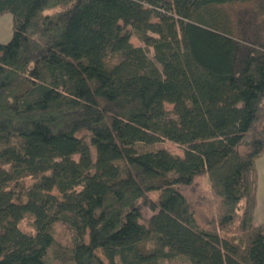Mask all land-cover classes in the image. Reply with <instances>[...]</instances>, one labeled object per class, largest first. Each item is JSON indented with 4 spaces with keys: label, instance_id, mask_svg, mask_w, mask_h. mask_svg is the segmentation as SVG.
Segmentation results:
<instances>
[{
    "label": "trees",
    "instance_id": "1",
    "mask_svg": "<svg viewBox=\"0 0 264 264\" xmlns=\"http://www.w3.org/2000/svg\"><path fill=\"white\" fill-rule=\"evenodd\" d=\"M6 13L0 264H264V0H0ZM166 140L185 156L144 149ZM200 176L203 221L181 190Z\"/></svg>",
    "mask_w": 264,
    "mask_h": 264
},
{
    "label": "rangeland",
    "instance_id": "2",
    "mask_svg": "<svg viewBox=\"0 0 264 264\" xmlns=\"http://www.w3.org/2000/svg\"><path fill=\"white\" fill-rule=\"evenodd\" d=\"M13 35V17L11 13H6L2 17H0V43H7L11 40ZM132 43L135 46H142L146 47L144 43L139 41L137 38H132ZM150 56H154L153 49L150 50ZM168 109H172V105L167 104ZM165 148L169 150L174 156L178 158H183L185 156L184 151L185 147L174 143L172 141L166 140L162 143L156 144L153 147H144L145 150L148 149H161ZM182 192L187 196L189 201L194 205L199 211V218L203 221V216L210 218L213 213L215 212V200L211 193V188L208 180L205 176L198 177L195 182L190 186L181 187ZM155 198V195H152ZM202 210L205 212H202ZM143 219L141 220L143 223H146L147 220L153 214L150 210L145 209L143 210ZM26 224H24V227ZM236 234L235 226L231 228V230L225 234L229 237H234ZM58 239L62 243H66L69 239V236L66 235V232L61 229L58 232ZM49 264H61L60 261L51 259ZM164 264H191L187 259L183 257H178L174 260L164 262Z\"/></svg>",
    "mask_w": 264,
    "mask_h": 264
},
{
    "label": "crops",
    "instance_id": "3",
    "mask_svg": "<svg viewBox=\"0 0 264 264\" xmlns=\"http://www.w3.org/2000/svg\"><path fill=\"white\" fill-rule=\"evenodd\" d=\"M256 167L258 171V192L254 223L260 225L264 223V156L257 160Z\"/></svg>",
    "mask_w": 264,
    "mask_h": 264
}]
</instances>
